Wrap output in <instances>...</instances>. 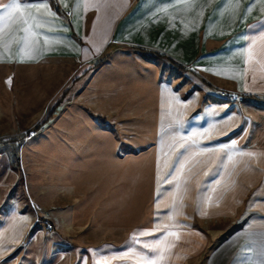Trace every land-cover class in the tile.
I'll use <instances>...</instances> for the list:
<instances>
[{
	"label": "crops",
	"instance_id": "1",
	"mask_svg": "<svg viewBox=\"0 0 264 264\" xmlns=\"http://www.w3.org/2000/svg\"><path fill=\"white\" fill-rule=\"evenodd\" d=\"M28 2H47L56 15L41 9L44 27L33 28L42 33L33 59L21 50L27 25L17 19L0 31V66L21 83L51 86L41 88L53 94L49 100L58 93L51 111L54 116L58 107L59 139L76 147L80 134L98 143L101 137L114 141L113 150L117 134H131L135 145L153 141L157 180L167 179L163 195L174 190L169 201L162 198L165 218L200 214L219 221L202 264L258 260L264 252V0ZM223 90L245 99L232 101ZM177 158L179 187L167 175ZM6 185L0 183V264H68L72 251L55 254V234L34 229V211H23L18 201L3 208ZM175 203L185 207L171 212ZM210 234L182 233L195 245L180 259L172 255L176 246L161 247L160 260L152 246L139 243L122 264H148L149 256L157 264H181ZM102 252L80 255L81 262L91 257L100 264L108 256ZM111 258L106 262L115 263Z\"/></svg>",
	"mask_w": 264,
	"mask_h": 264
},
{
	"label": "rangeland",
	"instance_id": "2",
	"mask_svg": "<svg viewBox=\"0 0 264 264\" xmlns=\"http://www.w3.org/2000/svg\"><path fill=\"white\" fill-rule=\"evenodd\" d=\"M41 88L21 83L10 67L0 66V183L8 184L6 193L1 194L3 208L18 201L23 211H34L38 218L34 229L55 234L51 237L55 254L72 251L74 257L67 259L68 264H83L80 255L89 256L94 249L109 256L100 264H122L139 243L142 247L144 243L176 246L178 253L172 255L180 259L195 245L181 234L206 230L212 235L207 236L204 247L190 251L181 262L202 264L216 242L219 221L200 214L191 220L182 219L184 215L165 218L162 198L168 200L174 190L167 189L163 195L167 179L163 175L157 180L154 142L135 145L129 140L131 134L125 135L128 139L117 134L113 150L114 141L99 137L98 143L84 140L80 134L78 146L69 147V141L65 145L59 139L58 107L55 115L47 118L58 93L49 100L53 94ZM39 122L43 124L37 130ZM175 204L171 212L185 207ZM110 256L115 263L106 262ZM92 262L90 257L87 264Z\"/></svg>",
	"mask_w": 264,
	"mask_h": 264
},
{
	"label": "snow or ice",
	"instance_id": "3",
	"mask_svg": "<svg viewBox=\"0 0 264 264\" xmlns=\"http://www.w3.org/2000/svg\"><path fill=\"white\" fill-rule=\"evenodd\" d=\"M0 9H3L2 11H0V25H2V27H0V31H3L17 19L22 21L23 24L27 25V27L23 29L25 35L21 38V40L23 42L24 47L21 50L24 51L25 49H27L26 58L33 59L34 56L38 54V49L36 47L39 42L38 37L42 35V33H40L39 31H33V28L38 30L44 27V24L41 22V19L38 18L40 16L41 9H44L47 15L55 16L56 14L51 11L47 2L29 3L28 0H9L8 3H0ZM32 9L36 10V15H33ZM261 37L264 38V32L261 33ZM245 39H250L254 43L256 37H246ZM44 41L45 43L48 42L47 36L44 37ZM17 43H20V41H17ZM247 155L251 156L253 155V153H247ZM231 158V156L228 157L229 160H231ZM178 163L179 158H177L176 162L172 165L171 170L169 171V173H167L168 176L177 180V187H179L178 177H175L174 173L177 171L176 165ZM168 182L171 183L172 181L169 180ZM167 235H175V233L168 232ZM137 243H139L138 240ZM144 247L148 248L149 246L145 244ZM151 251L153 253H156L160 260H163L164 250L161 249V246L159 244L153 245ZM258 256L259 259L256 261H252V264H264V252L258 253ZM147 259L148 264H157L156 259H153L150 256Z\"/></svg>",
	"mask_w": 264,
	"mask_h": 264
},
{
	"label": "built area",
	"instance_id": "4",
	"mask_svg": "<svg viewBox=\"0 0 264 264\" xmlns=\"http://www.w3.org/2000/svg\"><path fill=\"white\" fill-rule=\"evenodd\" d=\"M221 94L227 98H229L232 101H244L245 97L243 95H240L236 92H228L226 90H223ZM49 227H52V224L50 223L48 225Z\"/></svg>",
	"mask_w": 264,
	"mask_h": 264
},
{
	"label": "trees",
	"instance_id": "5",
	"mask_svg": "<svg viewBox=\"0 0 264 264\" xmlns=\"http://www.w3.org/2000/svg\"><path fill=\"white\" fill-rule=\"evenodd\" d=\"M102 60H103V59H101L100 62H101ZM100 62H99V63H100ZM53 113H54V112L49 113V115H48L47 118L52 117V116H53ZM42 124H43V122H39V123H37V124L35 125V128L38 130V129L42 126Z\"/></svg>",
	"mask_w": 264,
	"mask_h": 264
}]
</instances>
